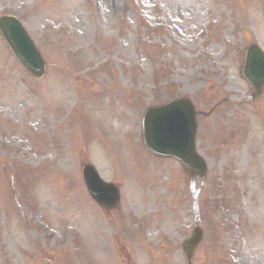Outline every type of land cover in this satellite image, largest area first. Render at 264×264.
<instances>
[{"label": "rangeland", "instance_id": "rangeland-1", "mask_svg": "<svg viewBox=\"0 0 264 264\" xmlns=\"http://www.w3.org/2000/svg\"><path fill=\"white\" fill-rule=\"evenodd\" d=\"M2 15L47 67L31 78L0 38V264H187L190 178L141 138L145 109L180 97L224 101L198 118L192 264H264V90L248 100L241 76L264 0H0ZM84 164L119 186L116 210L88 198Z\"/></svg>", "mask_w": 264, "mask_h": 264}, {"label": "water", "instance_id": "water-1", "mask_svg": "<svg viewBox=\"0 0 264 264\" xmlns=\"http://www.w3.org/2000/svg\"><path fill=\"white\" fill-rule=\"evenodd\" d=\"M0 35L28 72L39 78L43 73V61L20 24L13 18L1 17ZM242 76L255 88L254 98H257L264 86V55L255 47L247 49ZM142 126L144 145L149 152L178 159L192 176L204 175L205 165L194 153V113L187 101L147 109ZM83 175L91 198L101 207L114 208L119 199L117 190L101 182L89 167L83 168ZM201 236L196 228L182 245L189 262Z\"/></svg>", "mask_w": 264, "mask_h": 264}, {"label": "bare ground", "instance_id": "bare-ground-1", "mask_svg": "<svg viewBox=\"0 0 264 264\" xmlns=\"http://www.w3.org/2000/svg\"><path fill=\"white\" fill-rule=\"evenodd\" d=\"M13 100H14V99H13ZM14 101H15V100H14ZM14 101H13V102H14Z\"/></svg>", "mask_w": 264, "mask_h": 264}]
</instances>
